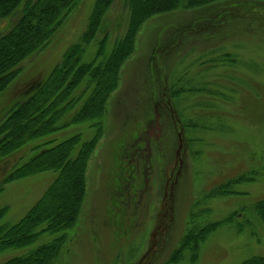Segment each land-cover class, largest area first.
<instances>
[{"label":"rangeland","instance_id":"374dc122","mask_svg":"<svg viewBox=\"0 0 264 264\" xmlns=\"http://www.w3.org/2000/svg\"><path fill=\"white\" fill-rule=\"evenodd\" d=\"M95 1L79 0L49 45L23 61L20 75L0 94V120L17 101L35 91L62 60L67 48L79 40ZM263 6L252 8L243 1L179 8L155 15L143 24L135 51L122 66L119 86L108 100L104 132L88 160L87 195L81 215L68 230V240L54 264H163L179 246L191 221L221 220L234 211L239 212L236 219L209 235L195 263L184 260L179 264H239L250 256L264 255V223L255 211H249L264 199ZM19 16L17 12L3 20L0 30H8ZM128 18V0H115L83 60L94 57L103 36L109 37L108 49L123 37ZM190 26L193 31L185 32L184 28ZM179 31L183 35L172 38ZM231 32L234 33L230 37ZM194 37L214 38L218 42L211 47L224 48L207 51L209 45L191 43L189 39ZM225 52L238 59L233 63L236 65L220 59L212 61ZM203 82H207L206 86ZM194 83L206 89L185 92L180 97L172 94L176 87ZM154 89L158 96L156 102H151ZM70 115L69 112L65 119ZM91 122L70 124L37 144L47 140L59 143L78 133L88 140L95 130ZM138 133L148 160H152L147 168L141 162L142 156L147 155L134 152ZM123 140L128 149L120 148ZM37 144L29 143L0 158V184L15 167L35 154ZM136 154L140 166L136 164ZM117 163L120 177L127 178L132 165H137L138 175L139 167L147 173L143 198L148 206L140 226L135 205V213L131 206L117 211L111 198L107 201L109 181L111 190L118 184L119 178L113 174ZM254 168L263 170L257 181L237 184L235 193L195 205L219 184ZM56 176V172L47 171L5 184L0 208L7 206L8 211L2 223L18 222ZM143 180L138 178V185L134 181L125 194L118 195L123 204L127 198L138 205V193L134 192L137 186L141 189ZM118 221L124 226L120 227ZM52 238L46 233L30 245L6 249L0 253V264L25 255Z\"/></svg>","mask_w":264,"mask_h":264},{"label":"trees","instance_id":"16d2710c","mask_svg":"<svg viewBox=\"0 0 264 264\" xmlns=\"http://www.w3.org/2000/svg\"><path fill=\"white\" fill-rule=\"evenodd\" d=\"M243 1L252 8L264 5V0H128L129 18L123 37L114 41L113 46L108 49L109 37L103 36L98 41L94 57L84 61L87 47L97 38L104 25L105 16L115 2L95 1L86 29L79 40L67 48L62 60L41 81L35 91L27 98L17 101L0 120V158L16 152L29 143L37 144L41 138L73 123L92 121L91 125L95 129L93 136L88 140H83L82 134L78 133L59 143L53 140L38 142L34 147L35 154L4 178L0 184V193L4 190L3 186L9 182L47 171L57 173L43 195L18 222L12 225L3 224L2 220L8 207L0 208V253L9 248L30 245L43 234L53 235L50 242L25 255L13 257L4 264H54L58 259L68 240V230L76 225L83 209L87 195L88 160L104 132L103 118L106 116L108 100L119 86L122 66L134 53L137 36L143 24L155 15L179 8L195 9L204 6L207 8L214 4ZM78 2L79 0H0V28L3 20L20 12L17 21L8 30L5 32L0 30V94L20 75L23 61L49 45ZM226 10L227 8L223 9ZM215 21L212 20L214 24ZM208 24L207 22L205 26ZM193 27L184 28L185 32L190 30L191 33ZM195 28L198 29L197 24ZM215 29L217 31V25ZM185 32L184 36L187 34ZM195 33L198 34V30ZM233 33L231 32L229 36L231 37ZM182 35L183 33L179 31L172 35V38ZM189 40H192L191 43L196 41L198 46L209 45L202 48L207 51L211 49L217 52L224 48L215 50V46L211 47L218 42L214 38L194 37ZM220 55L218 58L215 56L212 61L220 59L231 65L237 64H233L238 59L231 53L225 52ZM203 84L206 86L207 82ZM201 86L194 83L192 86L176 87L172 94L180 97L185 92L193 93L206 89ZM157 96L158 92H153L149 100L156 102ZM69 112L71 115L65 119ZM149 114L150 112L148 116ZM123 143L124 140L120 148H127ZM135 159L137 160V155ZM262 171L261 168H254L230 178L205 193L195 205L235 193L237 184L257 181L259 176L263 175ZM120 173V166L117 163L113 170L115 178L118 179L117 175ZM122 178H119L114 190L110 188L111 183L107 190L109 196L107 201L110 202L111 198L116 210L119 203L123 204V200L118 197L125 194L129 188L126 181L123 183ZM251 210L255 211L264 223V199L256 202L249 208V211ZM238 214V211H234L216 221H191L179 246L163 264H179L184 260L195 263L199 259L201 245L209 235L221 225L233 222ZM195 215L192 214V219ZM118 223L120 227L124 226L123 222ZM239 264H264V255L250 256Z\"/></svg>","mask_w":264,"mask_h":264},{"label":"flooded vegetation","instance_id":"af4514ba","mask_svg":"<svg viewBox=\"0 0 264 264\" xmlns=\"http://www.w3.org/2000/svg\"><path fill=\"white\" fill-rule=\"evenodd\" d=\"M141 137H139V133H138V138H136L135 140H137L136 142H138V147L135 149L136 151H137V154L138 155H143V154H146V152H145V146H144V143H142L141 142ZM123 145H126V143H123ZM128 149V148H127ZM135 152V151H134ZM132 154H134V153H132ZM136 154V155H137ZM147 155V154H146ZM143 158H141V162H142V164L143 165H145V167L147 168L148 167V165H150L151 164V161L152 160H148V155H147V157L145 158L144 156H142ZM136 164H139V166H140V162H139V159H138V156H137V163ZM137 167V165L136 166H134V165H132L131 167H129L128 168V176H127V178H122V181H126V184H128L127 185V187H132V185H133V183H134V181L136 182V184H137V182L138 183H140L141 181H138V178H140V179H144L143 181L145 182L144 184H142V186H141V189L139 190L138 189V186H137V190L134 192V195L135 194H137L138 193V205L137 204H135V203H131L132 202V200H128L127 198L125 199V204H120L119 203V205H118V207H117V211H120V210H123V208H125V206L127 207V206H131L132 207V210H133V208L136 210V211H138V217H137V219H138V225L140 226V223H141V225L143 224V222H144V219H145V211H147V206H148V202L143 198V192H144V190H145V184H146V180H145V177L147 176V173H145V170H142L141 169V167H139V170H140V173H139V175H138V167ZM137 173V174H136ZM137 175H138V178H137ZM117 177H119L120 178V174H118L117 175ZM137 178V180H134V179H136ZM134 180V181H133ZM109 183H110V181H109ZM143 183V182H142ZM135 184V185H136ZM138 185V184H137ZM143 185H144V187H143ZM128 197H130V195L128 194ZM135 205V206H134ZM134 206V207H133ZM137 207H138V209H137ZM135 210H133V212L135 213ZM136 219V220H137ZM134 229V228H133Z\"/></svg>","mask_w":264,"mask_h":264}]
</instances>
